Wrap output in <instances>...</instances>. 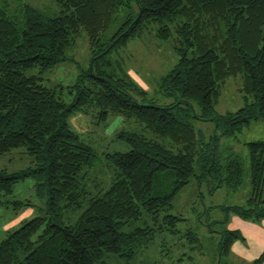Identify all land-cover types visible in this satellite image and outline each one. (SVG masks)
Wrapping results in <instances>:
<instances>
[{
	"label": "trees",
	"instance_id": "1",
	"mask_svg": "<svg viewBox=\"0 0 264 264\" xmlns=\"http://www.w3.org/2000/svg\"><path fill=\"white\" fill-rule=\"evenodd\" d=\"M56 1L57 12L28 2L0 5V155L25 147L33 156L32 165L19 171L0 168V207L33 206L29 199L12 198L15 185L28 178L46 197L39 214L6 231L0 264H108L110 254L134 258L159 234L178 231L182 218L165 211L192 178L241 184L242 158L222 149L221 138L264 119V0ZM114 22L119 25L107 40ZM81 32L93 56L68 86L67 101L28 71L64 61ZM146 32L171 40L180 55L159 80V90L175 97L173 102L160 103L125 70L111 71L112 52ZM116 66L121 67L118 60ZM238 75L244 105L219 113L222 87ZM76 113L92 114L105 129L117 117L131 124L114 130L130 149L105 153L114 170L108 187L90 178L99 154L72 129L69 118ZM194 119L211 122V133L197 128ZM246 145L252 194L244 206L227 208L261 222L264 140ZM88 196L78 221L66 224L64 210L82 207ZM144 214L150 218L143 220ZM189 233L190 244L202 246ZM238 238V231L225 232L221 255L231 254ZM263 260L264 253L252 264Z\"/></svg>",
	"mask_w": 264,
	"mask_h": 264
},
{
	"label": "rangeland",
	"instance_id": "2",
	"mask_svg": "<svg viewBox=\"0 0 264 264\" xmlns=\"http://www.w3.org/2000/svg\"><path fill=\"white\" fill-rule=\"evenodd\" d=\"M8 1L12 6L20 2H28L56 12L61 8L56 0ZM1 4L2 0H0ZM123 14L122 12V16ZM118 25L119 23L114 22L106 34L107 40ZM66 56V59L56 66L44 71L34 67L28 73L42 76L47 85L55 88L58 92L62 91L63 98L69 101L72 95L68 93V86L74 83L79 74L89 68L93 56L85 32H81L77 36L67 49ZM179 57L180 55L171 40L163 39L155 32H146L121 44L117 50L112 52L110 55V58L113 59L111 71L121 75L125 70L160 103H170L175 100V97L165 96L159 90V80L174 66ZM116 60L121 63V67L116 66ZM242 83L243 79L240 75L226 81L222 87L219 102L216 104V110L219 113L235 111L244 105ZM195 108L196 112L201 114L197 105ZM69 122L72 129L80 133L99 154V161L91 170L90 178L95 180L97 177L103 181L105 187H108L114 170L113 165L107 162L105 153L126 152L130 149L127 142L116 137L114 130L131 128V124L121 123V118L117 117L108 122V128L105 129V124L98 123L90 113L86 115L76 113L70 116ZM194 124L197 128L206 130V134H210L212 131L209 121L194 119ZM256 140H264V119L252 121L234 136L221 138L222 149H227L242 158L244 174L239 186L235 188L225 181L219 183V178L212 176L202 181L192 178L174 198L172 209L165 211V213H173L182 218L178 224V231L175 234L168 231L159 234L148 248L139 251L134 258L110 254L106 257L108 264H252L258 259L264 252L259 254L260 256L256 255L258 234L255 230H257V226L263 225V220L261 222L252 221L227 208L229 206H244L252 194L250 159L246 143ZM32 160L33 156L26 152L25 147H19L0 155V168H5L10 172L19 171L31 166ZM196 172L198 173V169ZM12 198L29 199L33 206L16 209L0 207V241L6 236L8 229L17 228L25 220L36 216L46 204V197L38 194L35 180L32 178L18 182L14 187ZM88 203L89 196L85 198L82 207L65 209L63 212L64 222L75 224ZM142 218L143 220L149 219L150 216L144 214ZM189 231L197 234L202 246L196 243L197 247H193L194 244H190ZM227 231H238L241 238L235 239L231 254L221 255L220 242L223 234ZM263 243L264 235L260 234L259 244ZM244 245L251 247L247 254L242 253L245 249ZM261 264H264V260Z\"/></svg>",
	"mask_w": 264,
	"mask_h": 264
},
{
	"label": "crops",
	"instance_id": "3",
	"mask_svg": "<svg viewBox=\"0 0 264 264\" xmlns=\"http://www.w3.org/2000/svg\"><path fill=\"white\" fill-rule=\"evenodd\" d=\"M82 122V120H80ZM262 225V224H261ZM257 230H255L258 234V238H257V241H256V255H259L261 254L262 252H264V243L263 244H259V240H260V234L264 235V220H263V225L260 226V227H256ZM259 231V232H258ZM235 243L232 244V248L234 246ZM243 244V243H241ZM245 246V245H244ZM251 250V247L249 246H245V249H243L242 253H249ZM260 256V255H259Z\"/></svg>",
	"mask_w": 264,
	"mask_h": 264
}]
</instances>
